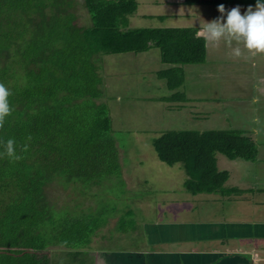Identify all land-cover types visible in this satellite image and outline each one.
<instances>
[{
    "label": "trees",
    "instance_id": "16d2710c",
    "mask_svg": "<svg viewBox=\"0 0 264 264\" xmlns=\"http://www.w3.org/2000/svg\"><path fill=\"white\" fill-rule=\"evenodd\" d=\"M139 1L84 0L90 25L79 27L71 12L74 0H0V85L10 105L0 122V264L96 262L91 238L107 220L60 214L47 190L68 184L86 190L122 174L100 74L102 55L159 50L166 69L157 78L172 95L149 101L165 104V111L187 109L169 104L186 102L179 91L182 68L206 61V41L191 28L133 29ZM144 84L150 87L134 86ZM126 96L121 98L132 97ZM8 139L19 159L4 154ZM152 145L163 165L183 171V186L192 197L225 194L229 174L218 169V154L230 160L256 157L252 139L235 128L169 130L157 134ZM120 221L122 232L138 229L136 222ZM160 258L167 259L155 257L156 264ZM106 261L113 263L110 257Z\"/></svg>",
    "mask_w": 264,
    "mask_h": 264
},
{
    "label": "rangeland",
    "instance_id": "374dc122",
    "mask_svg": "<svg viewBox=\"0 0 264 264\" xmlns=\"http://www.w3.org/2000/svg\"><path fill=\"white\" fill-rule=\"evenodd\" d=\"M155 1L161 0L139 2L138 12L131 18L133 29L181 26L180 20L162 24L158 16L165 11L158 7L160 5H149ZM252 1L256 4V0ZM74 2L75 8L71 10L75 14L74 23L79 27H88L90 19L84 7V0ZM227 11L225 10V13ZM230 40H222L223 43L219 45L223 46L221 49L217 47L216 42H211L210 52L203 64L185 66L186 76L190 74V95H195V100H202L199 105L187 102L169 104L175 107H191L190 111L195 113H201L202 110L204 115L199 118L189 116L188 108L181 111H165V104L149 101L152 97L172 95L163 88L159 91H153L154 88H151L148 92L141 91L136 95L137 88L134 84L147 82L150 85H159V79L152 75V70L159 66L158 56L155 55L159 50L140 55H102L103 68L101 67L100 74L105 83L104 93L108 97L106 102L112 113L113 137L120 154L122 174L119 177L113 175L104 178L100 185L86 190L79 184L78 187H73L72 184L65 187L52 185L47 190L58 213H69L71 218L99 216L107 220L105 226L91 238L90 251L98 253L95 264H109L106 261L108 257L113 260L112 264H127L129 260L134 262L136 258L143 264H154L151 260L160 256L159 253L163 254V251H166L165 255L169 256L167 258L170 260L177 259L179 253L183 254L178 260L184 264L182 261L186 255L183 252H186V249L190 252H204L206 245L209 249L216 245L208 243L205 238L201 240L200 236L205 235L203 233H198L195 239H184V231L170 243H162L164 241L161 240V245L151 244L154 241L151 238H156L157 235L150 227L152 224L174 225L182 231V225L206 220L207 216L201 214L203 207L207 208L209 203H216L211 201L212 197L208 199L207 204L201 202L207 199V195L192 197L183 186L187 177L179 166L168 167L158 160L152 145L157 134L169 130L213 131L235 128L243 131L244 135L252 138L259 154L252 165H243L240 162V169H236L235 174L240 176L239 182L249 188H264V54L251 58L248 52V57L236 58L230 51L234 47ZM144 87L150 88L147 85ZM232 88V92L225 91ZM241 88L245 90L241 91ZM138 90L140 91V88ZM126 95L132 97L121 98ZM225 96H232L234 101L238 97L243 98L241 102L244 106H236L234 102L228 103V100L223 99ZM147 97L149 98L145 99ZM253 98L258 100L256 104L252 103ZM255 132L259 134L255 135ZM242 169H246L245 173ZM247 177L250 181L246 180ZM242 197V200L263 198L255 194ZM240 203L237 205L231 201L226 203L225 207L239 206L243 201ZM223 207L224 205L220 208ZM249 207L250 212L256 214V220H264V205L257 203ZM128 211L131 212V217L126 215ZM121 219L129 223L136 222L138 229L134 232L120 231ZM259 244L264 245L262 241L255 239L250 245L255 247ZM173 252L178 256L172 254ZM248 260L252 262L250 250L245 262ZM84 263L91 264V258H86Z\"/></svg>",
    "mask_w": 264,
    "mask_h": 264
},
{
    "label": "crops",
    "instance_id": "0c3cea01",
    "mask_svg": "<svg viewBox=\"0 0 264 264\" xmlns=\"http://www.w3.org/2000/svg\"><path fill=\"white\" fill-rule=\"evenodd\" d=\"M253 3L254 2L253 1L251 2V0H161V1H155L153 3H149V5H160L158 7H160L161 9L165 11L164 14L158 16L162 24H165L166 22L170 23V21L180 20L182 22L181 26H177L175 28L195 29L197 30V35L199 37L204 38V33L202 31L204 25L208 21L214 20L217 17L222 18L227 13V12L223 14L220 13L217 10L218 4H223L225 10H229L232 7L239 6L240 12L241 14H243L244 11L248 8V6L251 5L253 8L255 7V4ZM139 6L140 5L138 4V8ZM165 28H170V27H165ZM221 39L224 40V38H221ZM221 39L216 41V43L218 44L217 46L218 48L220 47L219 45L223 43ZM230 42L234 44V47L230 49L232 54H233L234 48H237V47L240 48V55L236 56L233 54L234 57L236 58L244 57V56L248 57L247 54L249 53L243 47L242 42L238 43L232 39L230 40ZM210 43L211 42H206L207 55L210 52ZM239 44H241V46ZM150 52H147L144 54H148ZM262 54L264 53H256V54L250 53L249 56H251V58H255V57L261 56ZM155 55H157L158 59H160L159 53H156ZM165 69L166 67L161 65L160 60H159V66L152 70V75L154 77H157L158 74L163 72ZM182 70H183L182 74L184 76V85H182L179 91L185 94L184 96L186 98L187 104L196 103V106H198L202 100L201 99L195 100L196 96L190 95V91L192 89L189 83L190 74L187 77L185 67H183ZM142 84L143 83H138V85H142ZM139 88H140V91L137 89V92H141L143 89L141 87ZM151 88H154L153 91H159L161 88H163V90L166 91L167 90L166 82L159 81L158 86L150 85V88L147 89V91H149ZM225 91L232 92L233 88L230 90L225 89ZM231 97L232 96H225L226 100H228V103L234 102L236 106H239V107L244 106V103L241 102L240 97H238L236 101L231 99ZM152 98H156V97H152ZM256 102H258V100L253 98L252 103L256 104ZM184 107L188 108V110L190 111L191 107H188V106H184ZM189 111H188V114H189ZM200 112L201 113L199 112L195 113V112L190 111L189 116L192 115V117L199 118L200 116L204 115L202 110H200ZM257 134L259 133L255 132V135ZM258 154H259V151L256 148L255 158L258 157ZM216 157H217L218 169L220 171L227 172L229 174V179L225 183V189H226L225 194L222 193V194L207 195L206 200H201V202L207 204L208 199L212 197L211 201L216 202L215 205L213 203H209L207 205L208 206L207 208L203 207L201 214L207 216L206 220H203V221L198 220V223L193 222L188 225H182L181 226L182 231L177 229L178 226L175 227L174 225L152 224L150 227L154 229V232L157 235H156V238L155 237L151 238V240H154L153 243L151 244L159 243L160 240H163L165 243H168V242L170 243L171 241H175L176 236H180V233L183 231H184L183 233L184 239H187V240L195 239L198 233H203L205 235L200 236V239L202 240L205 238L204 240L209 241L208 243L216 244L215 247L212 249H209L210 247L206 245L207 249H205L204 252L203 251L190 252L186 249V252H183L185 253L186 258L184 260L182 259L183 260L182 263L184 264H264V245L261 246L259 244L258 246H255V247L250 245L251 243H254L255 239H257L258 241H262L264 243V220L263 219H260L262 221L256 220V214L253 215V213L250 212L251 209L249 207V206L253 207V204H257V203H259L262 206L264 205V188L263 187L249 188L248 185H243L241 182H239L240 176H236L235 174V170L240 169V165H239L240 162L243 163V165H252L255 163L256 160L255 159L252 161H246L243 159L230 160L227 158L228 160L226 161L224 158H222L220 154H218ZM242 170L245 173L246 169H242ZM247 170H250V169H247ZM246 180L250 181L248 177ZM251 194L261 195L263 196V198L257 199L258 201L248 200V198H244L242 200L243 198L242 196H247ZM231 201H233L237 205L241 201H243V204L239 206L225 207L226 203L231 202ZM249 203H251L252 205H248ZM211 205H214V206L209 207ZM223 205L224 207L220 208ZM208 232H212V234H207ZM159 236L161 237L158 238ZM249 250L252 252V262H250V260L245 262V260L249 257ZM163 252H164L163 254L159 253L158 255H165V251ZM172 254H176V256H178L177 253L175 252H173ZM180 254L181 253H179V256L183 255V254L181 255ZM179 256L177 257V259H171V260H174L175 263L174 261H171L169 258L165 260L163 258H160V264H181L179 263V260H180ZM196 259H198L199 261H196ZM152 262L156 264L157 260L156 259L154 261L151 260V263ZM132 263L143 264L139 260V258H136L134 262L132 261Z\"/></svg>",
    "mask_w": 264,
    "mask_h": 264
},
{
    "label": "clouds",
    "instance_id": "9594fccd",
    "mask_svg": "<svg viewBox=\"0 0 264 264\" xmlns=\"http://www.w3.org/2000/svg\"><path fill=\"white\" fill-rule=\"evenodd\" d=\"M220 13H225L223 4L217 5ZM206 42H216L221 38L232 39L243 44V47L250 53H264V0H256L255 7L251 5L241 14L239 6L229 9L222 18L217 17L208 21L203 29ZM233 54L240 55V48H234ZM8 91L0 85V122L10 112L8 102ZM4 154L10 160L19 159L15 152L14 141L8 139L4 144Z\"/></svg>",
    "mask_w": 264,
    "mask_h": 264
},
{
    "label": "flooded vegetation",
    "instance_id": "af4514ba",
    "mask_svg": "<svg viewBox=\"0 0 264 264\" xmlns=\"http://www.w3.org/2000/svg\"><path fill=\"white\" fill-rule=\"evenodd\" d=\"M129 261H131V262H132V260H129Z\"/></svg>",
    "mask_w": 264,
    "mask_h": 264
}]
</instances>
